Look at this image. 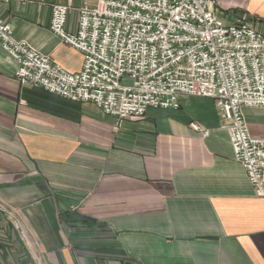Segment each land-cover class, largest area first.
Listing matches in <instances>:
<instances>
[{
  "label": "crops",
  "instance_id": "1",
  "mask_svg": "<svg viewBox=\"0 0 264 264\" xmlns=\"http://www.w3.org/2000/svg\"><path fill=\"white\" fill-rule=\"evenodd\" d=\"M94 1L10 0L0 19L76 72L82 54L49 29L51 6L68 5L73 31ZM219 5L227 21L246 7L242 20L264 34V0ZM15 70L0 45V264H264V196L234 159L214 99L181 95L114 130L95 104L23 84ZM243 113L264 137V107Z\"/></svg>",
  "mask_w": 264,
  "mask_h": 264
},
{
  "label": "built area",
  "instance_id": "2",
  "mask_svg": "<svg viewBox=\"0 0 264 264\" xmlns=\"http://www.w3.org/2000/svg\"><path fill=\"white\" fill-rule=\"evenodd\" d=\"M218 1L95 0L78 8L73 31L65 27L68 5L55 3L49 29L81 52L76 72L16 40L2 19L0 45L21 83L95 104L115 117L114 130L149 107H178L181 95L214 99L234 159L264 196V137L251 135L243 113L264 107V34L242 19L225 20Z\"/></svg>",
  "mask_w": 264,
  "mask_h": 264
},
{
  "label": "rangeland",
  "instance_id": "3",
  "mask_svg": "<svg viewBox=\"0 0 264 264\" xmlns=\"http://www.w3.org/2000/svg\"><path fill=\"white\" fill-rule=\"evenodd\" d=\"M217 9L219 11V13L221 14L222 12V9L220 8V5H219V1H218V4H217ZM229 9V11H224L225 12V15L227 16V18L229 20H237V19H242V16L246 14V16H248V9L246 7L242 8V7H236L235 9ZM222 16L224 17L223 13H222ZM225 18V17H224ZM261 134L264 135V128H263V131H260Z\"/></svg>",
  "mask_w": 264,
  "mask_h": 264
}]
</instances>
